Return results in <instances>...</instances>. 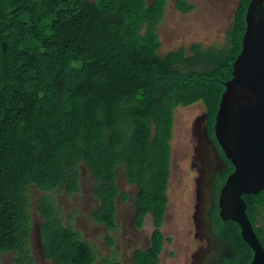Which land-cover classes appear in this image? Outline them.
<instances>
[{
    "label": "trees",
    "instance_id": "obj_1",
    "mask_svg": "<svg viewBox=\"0 0 264 264\" xmlns=\"http://www.w3.org/2000/svg\"><path fill=\"white\" fill-rule=\"evenodd\" d=\"M249 1L238 0L221 47L192 44L160 55L157 28L169 0H0V255L33 262L34 187L43 192L37 212L47 264H94L89 244L63 226L46 194L77 193L83 166L99 202L91 218L114 230L120 168L137 187L135 225L148 214L154 226L151 246L136 250L133 263L158 264L174 110L201 102L213 136ZM174 8L188 13L193 6L175 0ZM225 162L227 174L233 167ZM242 198L264 249V189ZM210 220L231 249L225 264H249L238 225L223 222L216 204Z\"/></svg>",
    "mask_w": 264,
    "mask_h": 264
},
{
    "label": "rangeland",
    "instance_id": "obj_2",
    "mask_svg": "<svg viewBox=\"0 0 264 264\" xmlns=\"http://www.w3.org/2000/svg\"><path fill=\"white\" fill-rule=\"evenodd\" d=\"M188 1L193 6L192 11L181 13L174 8L175 0H169L163 19L157 28L160 55H165L180 47L188 50L192 44H201L203 47H221L226 42V31L231 25L235 6L226 7L222 0ZM147 2L151 3L152 0H147ZM197 106L199 110L195 113L184 107L174 110V124L178 130L184 125L185 128L190 125L191 129L192 122L199 116L197 114H203L204 107ZM186 137L187 139L184 137V132L176 133L171 143L176 150L171 148L169 207L163 228L165 235L171 240L165 245L161 264H186L187 260H191L189 259L190 254L196 245L192 240L196 226L192 218L195 200L194 195H191L196 190L195 184L192 187V183L197 174L194 168H190L194 140L192 138L190 140L187 134ZM116 176L119 194L115 200L114 219L117 228L114 230H108L105 225L98 224L91 218V213L98 208L99 202L92 192L94 180L83 166L80 167L77 193L68 195L64 191L54 190L46 194L53 201L58 219L63 226L75 229L90 245L94 253V264H114L115 261L119 264H134L132 252L149 245L148 236L152 231L151 217L148 214L145 216L144 227L140 230L133 224L137 187L125 181L120 168L116 170ZM198 177L199 174L195 181ZM178 182L184 183V186L180 187ZM42 194L43 192L34 187H30L28 192V210L32 225L30 247L33 262L31 264H47V259L42 254L38 230L41 218L37 212V206ZM108 238L112 241V245ZM0 264H14L13 253L1 254Z\"/></svg>",
    "mask_w": 264,
    "mask_h": 264
},
{
    "label": "water",
    "instance_id": "obj_3",
    "mask_svg": "<svg viewBox=\"0 0 264 264\" xmlns=\"http://www.w3.org/2000/svg\"><path fill=\"white\" fill-rule=\"evenodd\" d=\"M215 114L213 136L233 170L217 194L218 216L235 222L249 246V264H264V249L245 213V194L264 189V0H250L245 13L241 50L232 65L231 78L223 83ZM208 141L200 139L202 158L196 182L192 218L199 233L212 237L214 170Z\"/></svg>",
    "mask_w": 264,
    "mask_h": 264
},
{
    "label": "flooded vegetation",
    "instance_id": "obj_4",
    "mask_svg": "<svg viewBox=\"0 0 264 264\" xmlns=\"http://www.w3.org/2000/svg\"><path fill=\"white\" fill-rule=\"evenodd\" d=\"M222 2H223V5L226 7H232V6L236 7L238 0H222ZM194 104L187 106V107H184V108H189V110L192 111V113H195L197 110H199L198 109L199 106L196 107V105H202L203 106V104L201 102H197ZM181 108H183V107H181ZM200 114H197L199 116H197L195 118V120L192 122L191 129L189 128L190 125L187 126L186 128L184 125V126L180 127V130H178V128H176V124H174V121H173V130H172V137L170 140V146L172 149L176 150V147L171 145V143L174 141V135L176 133L181 134L182 132H184V137L186 139H187V137H186V134H187L189 136L190 140H191V138H192V140H194V145L192 147V152H193L192 163H191L190 168L191 169L194 168V170L196 171V174L198 176V174H200V169H201V164H202L201 155L198 154V152H197L201 148L200 139L203 137V139L208 141L207 142L208 147L212 151V155H211L212 163L211 164H212V167L214 170L213 179L211 181L212 190H213V194L211 196L213 199V206H212V209H213L214 204L217 205V196H215L216 191H217V189H216L217 178H222V177H224V175H226L225 176V179H226V177L228 176V174L232 170L230 172H228L227 174H225V172H226V162H225L226 158L224 157L220 147L217 145L214 136L210 135V132H209L208 126H207V117H206L205 108H204L203 114L202 115H200ZM213 125H214V123H213ZM199 126H201V128H199ZM212 128H213V126H212ZM171 154H172V152L170 151V163H171ZM184 155H185V153H184ZM199 163H200V165H199ZM171 171H172V167H170V169H169V176L171 174ZM169 176H168V180H167V189H166L167 202L165 205V213L163 216L162 224L159 228V231H160L161 236H162V240H161V249H160L159 254L157 255L158 264H161V257L164 256L163 252H164V248H165L166 243H169V241L171 240L170 237L165 235V231H163V228H164V225L166 222V214L168 212V207H169V198H168V191H169L168 188H169V178H170ZM197 176H196V178H197ZM180 177H181V174H180ZM182 178H184V177L182 176ZM196 178L195 179L193 178L194 183H192V187H193V184H195V186H196V182H197V181H195ZM178 184H180V187L184 186V183L178 182ZM192 193L193 192H191V194ZM191 196L195 197V191ZM134 217H135V211H134ZM134 217H133V224H134L135 228H137L138 230L142 229L144 227V225L141 228L136 226L135 222H134ZM143 224H144V222H143ZM259 226H264V224L260 223ZM153 230H154V226L152 224V231L150 234L148 233L149 234V236H148V242H149L148 247L135 249L132 252V260H133V253L136 250L146 249V248H149L151 246ZM74 231H76V230L74 229ZM210 231L212 233V237L207 238L203 234L199 233V231L195 227L194 232L192 234V237H193L192 240L196 245H195L194 251H192V253L190 254L189 259H191V260H187L186 264H225L226 260L228 258H230V256L232 255L231 249L228 247V245L225 242L222 241V239H220L215 234V231H214L213 227L211 226V224H210ZM77 233H79V232H77ZM108 240H110V238H108ZM111 245H112V241H111ZM93 257H94V253H93Z\"/></svg>",
    "mask_w": 264,
    "mask_h": 264
}]
</instances>
